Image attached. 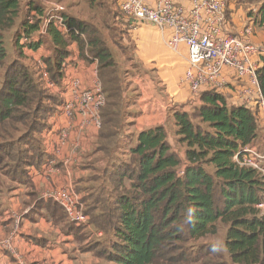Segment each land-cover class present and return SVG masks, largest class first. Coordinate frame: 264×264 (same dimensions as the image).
<instances>
[{
	"label": "trees",
	"instance_id": "trees-1",
	"mask_svg": "<svg viewBox=\"0 0 264 264\" xmlns=\"http://www.w3.org/2000/svg\"><path fill=\"white\" fill-rule=\"evenodd\" d=\"M88 1L93 7L97 4ZM22 9L21 32L13 37L17 56L7 63L5 38ZM32 10L43 14L36 2L0 0V175L18 183H28L30 170L44 161L42 134L62 103L23 62L22 34L30 37L38 31L37 24L27 25ZM64 17L70 33L51 24L46 35L28 47L38 50L43 37L49 39L52 51L43 60L56 86L63 82L73 44L81 59L98 62L106 104L95 151L106 166L93 177L101 185L89 189L81 200L89 225L109 237L108 245H94L97 256L111 264H264V215L258 210L264 202V177L235 160L249 146L261 152L253 145L260 115L246 106H229L220 93L204 92L192 111L177 110L173 115L185 161L174 151L163 126L140 132L128 150V160L118 161L115 153L126 117L119 65L96 24ZM257 20L264 28V2ZM258 80L264 96V58ZM181 168L183 176L178 174ZM48 206L57 210L52 203ZM221 224L227 228L224 246H196L202 238L217 236Z\"/></svg>",
	"mask_w": 264,
	"mask_h": 264
},
{
	"label": "crops",
	"instance_id": "crops-1",
	"mask_svg": "<svg viewBox=\"0 0 264 264\" xmlns=\"http://www.w3.org/2000/svg\"><path fill=\"white\" fill-rule=\"evenodd\" d=\"M147 1L153 2V0ZM22 2L25 4L26 0ZM34 2L40 4L38 0ZM179 2L185 6L188 5L184 0H179ZM254 2L229 0L226 29L238 34L246 27L244 24H247L245 22L247 19L250 22L253 21L259 30V33L254 36V41L264 45V28L257 20L258 10L264 0L259 3L258 7ZM129 22H131L129 33L135 43L136 60L143 65L145 70L155 71L153 74L155 77L150 81L151 84L154 86L153 79L165 85L166 81L170 83L165 92L166 102L156 95L148 106L146 99L151 88L146 79L150 80V72L145 73V83L139 87L140 97L135 104L136 110L140 112L132 130L134 135L132 142L135 145L137 135L143 130L163 126L167 131V127L170 126L176 131L173 116L175 111H192L200 105V98L193 96L187 87H178V81L188 67L185 48H181L179 52L171 51L166 46L163 36L154 26L146 25L144 22L136 23L132 20ZM42 50H44L43 45L35 51L23 50L25 65L33 67L39 57H47L51 53L44 50L46 53L44 55L41 54ZM70 51L71 55L64 68L63 82L61 86H56L58 91L54 93L59 95L62 103L50 116L48 128L42 134L44 161L38 168L30 170L28 183L13 182L6 177L0 178V239L11 238L13 247L25 264H105L107 262L97 256L94 245L96 242L104 243L109 237L89 224L83 226L85 229H81L69 222L61 208L44 196L45 193L55 189L69 188L75 191L82 200L89 189H95L101 185V180L94 181L93 177L99 176L102 168L106 166L105 160L95 151L100 129L91 123L86 124L83 115H77L69 123L61 110L64 100L69 97L71 80L79 79L84 88H92L98 80V62L96 60L87 62L81 59L76 44L70 46ZM26 56L33 60L31 64L27 63ZM10 58V62L15 59L13 56ZM231 83L233 85L230 84V88L222 94L227 104L252 109L253 102H246L248 96L240 94L236 88L243 86L244 89L248 87L247 84L237 79L234 80V78H231ZM64 129L69 130V135L65 145H61L60 133ZM253 145L264 153V122L262 120L258 138ZM180 157L185 161V148L180 153ZM86 160L92 161L97 168L93 166L89 168ZM48 203H52L57 210L49 207ZM225 234L226 229L223 231L220 227L217 236L203 240L209 239L210 243L223 245ZM91 241L94 242L90 243ZM0 264H19V262L10 253L2 251L0 252Z\"/></svg>",
	"mask_w": 264,
	"mask_h": 264
},
{
	"label": "built area",
	"instance_id": "built-area-1",
	"mask_svg": "<svg viewBox=\"0 0 264 264\" xmlns=\"http://www.w3.org/2000/svg\"><path fill=\"white\" fill-rule=\"evenodd\" d=\"M125 16L136 23H148L154 26L163 36L166 46L174 52L185 48L188 67L178 87H187L198 99L204 92L212 91L223 94L230 88L231 78L246 83L248 87H236L240 94L247 95L246 102H253V96L258 99L261 110L260 118L264 122V96L260 89L258 71L264 58V45L254 41L255 23L250 22L241 33L227 31V6L229 0H184L187 6L179 0H116ZM34 2L26 0L25 4ZM43 14L38 16L32 10L27 17V25H38V31L33 35L22 34L20 43L23 50L29 52L28 44L37 41L39 36L46 35L48 27L53 24L63 34L72 30L68 26L64 14L65 7L51 0H38ZM39 57L34 63V70L46 88H54L47 66ZM67 61L64 64L66 67ZM233 85V84H232ZM69 97L62 104V113L71 123L77 115L85 116V123H91L101 129V111L106 104L102 84L99 79L92 88H84L79 79L71 80ZM69 130H61L60 143L65 145ZM240 167L257 171L264 177V153L253 147H246L242 156H236ZM54 163V161H53ZM184 175V168L178 170ZM44 196L54 201L66 214L69 222L77 226L89 224L85 214L84 204L75 191L60 188L47 192ZM264 215V202L258 206ZM8 252L19 264H25L15 248L11 238L0 239V252Z\"/></svg>",
	"mask_w": 264,
	"mask_h": 264
},
{
	"label": "rangeland",
	"instance_id": "rangeland-1",
	"mask_svg": "<svg viewBox=\"0 0 264 264\" xmlns=\"http://www.w3.org/2000/svg\"><path fill=\"white\" fill-rule=\"evenodd\" d=\"M57 3L62 4L65 9H66V14L68 16L81 19V20H86L89 22H92L96 24L103 32L104 36L106 37V40L111 47L113 51V55L119 65V72L122 75L123 78V85L126 91V104H125V112H126V117H125V126H124V131H123V138H122V143L120 144V147L116 151V159L118 161H123V160H128V150L130 147H132L133 144V128H134V123L136 122L135 120L139 116L140 112L136 110L137 106L135 107V104L139 100L140 97V91L139 87L142 86V84L145 83L144 81V75L146 72L149 73V78L146 80L147 83H149L151 90H149L147 99H146V104L150 106V103H152V99L158 95L159 97L163 98L162 101L166 102V93L167 92V85L170 84L168 81H166L165 84H161L160 81H156L155 79L152 80L154 83L151 84V78H154V70L152 71H147L143 67V65L138 62L135 58V43L133 39L131 38V34L129 33L131 25H128V22L130 19L123 14V12L120 10L118 3L116 0H97V4L95 7L91 6L90 2L88 0H51ZM254 4L259 5V3L263 0H254ZM253 15H255V12H253ZM252 17V16H251ZM254 18V16H253ZM24 20V10L22 9L21 16L14 27L11 31L7 32L5 42H6V48L8 49V59L9 57H16V50L15 47L13 46V37L17 32H21V24ZM131 21V20H130ZM247 24H249L250 21L248 19L245 21ZM252 22V21H251ZM146 25L152 26L148 23H144ZM247 24H244V27L247 26ZM153 27V26H152ZM155 28V27H154ZM156 29V28H155ZM159 32V31H158ZM256 33H259V30L257 29V26L255 24V35ZM12 39V40H11ZM44 40V50L49 51V53L52 51V45L47 37H43ZM44 50H42L41 54H46L44 53ZM27 60L29 64L33 62V60L30 57H27ZM10 60H7V63H10ZM32 60V61H31ZM34 68V66L32 67ZM36 71V70H35ZM2 73L3 71L0 70V83L2 81ZM148 74V73H147ZM43 86H46V83L41 81ZM170 86V85H169ZM50 92L52 93H57L58 87L54 88H48ZM147 90V89H146ZM256 96H253V104L252 109L254 112H256L257 116L261 114V110L259 108L258 104V99L255 98ZM192 109V108H191ZM177 131V130H176ZM176 131L174 129H171L170 126L167 127V133H168V139L169 142L171 143L172 147L174 150L180 155L184 151L185 146L182 144H179L178 142V137L176 134ZM260 150V149H259ZM92 161H94L92 159ZM86 160V165L91 168L92 166L97 168V166L92 162ZM95 162V161H94ZM2 176L0 175V178ZM81 229H85L83 226H80ZM221 227L223 228V231L227 228L221 224ZM96 239V238H95ZM114 238L111 239L113 241ZM108 240H106L104 243H98L100 248L104 247ZM94 241H91L90 243H93ZM225 242V240H224ZM203 243H210L209 239L208 240H203L200 239L199 241L196 242V246H201ZM224 246V244L222 245ZM105 264H111L109 262H105Z\"/></svg>",
	"mask_w": 264,
	"mask_h": 264
}]
</instances>
